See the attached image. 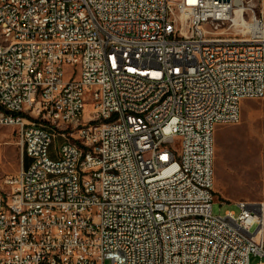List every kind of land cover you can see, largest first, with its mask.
I'll return each instance as SVG.
<instances>
[{"label": "built area", "instance_id": "built-area-1", "mask_svg": "<svg viewBox=\"0 0 264 264\" xmlns=\"http://www.w3.org/2000/svg\"><path fill=\"white\" fill-rule=\"evenodd\" d=\"M242 3L0 0V127L26 160L0 182V264L264 259L262 204L211 213L215 130L264 96Z\"/></svg>", "mask_w": 264, "mask_h": 264}, {"label": "rangeland", "instance_id": "rangeland-1", "mask_svg": "<svg viewBox=\"0 0 264 264\" xmlns=\"http://www.w3.org/2000/svg\"><path fill=\"white\" fill-rule=\"evenodd\" d=\"M248 2L255 15L264 19V0ZM223 35L232 36V31H225ZM24 162L13 129L0 127V182ZM213 162L212 215L223 216L228 210L237 212L234 202L239 200L260 203L264 210V96L244 99L238 123L216 128ZM259 261L264 259L249 258V264Z\"/></svg>", "mask_w": 264, "mask_h": 264}, {"label": "bare ground", "instance_id": "bare-ground-1", "mask_svg": "<svg viewBox=\"0 0 264 264\" xmlns=\"http://www.w3.org/2000/svg\"><path fill=\"white\" fill-rule=\"evenodd\" d=\"M242 10L244 12H252V9L248 7L247 3H242ZM218 34H211V41H218Z\"/></svg>", "mask_w": 264, "mask_h": 264}, {"label": "trees", "instance_id": "trees-1", "mask_svg": "<svg viewBox=\"0 0 264 264\" xmlns=\"http://www.w3.org/2000/svg\"><path fill=\"white\" fill-rule=\"evenodd\" d=\"M24 161H25L24 164H26V160H25V158H24Z\"/></svg>", "mask_w": 264, "mask_h": 264}]
</instances>
